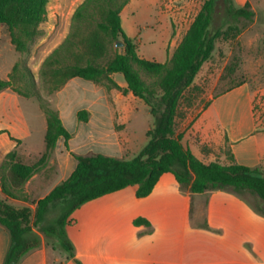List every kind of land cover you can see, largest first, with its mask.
<instances>
[{"label":"crops","instance_id":"1","mask_svg":"<svg viewBox=\"0 0 264 264\" xmlns=\"http://www.w3.org/2000/svg\"><path fill=\"white\" fill-rule=\"evenodd\" d=\"M134 1L130 0L120 15ZM231 2L235 8L252 4L251 0ZM251 46L257 49L261 43L249 42ZM111 77L119 89L107 92L91 81L72 78L57 91L52 107L71 134L67 146L63 138L58 139L53 152L25 183L18 198L3 195L0 170V199L34 211L36 202L74 171L77 161L73 154L125 159L129 149L127 125L144 102L127 91L125 81L118 80L116 74ZM16 96L20 95L11 89L0 91V98ZM254 99L247 81L210 96L179 132L182 144L205 164L227 165L230 153L241 166L261 167L264 131L257 128ZM80 111L88 113L87 121L78 119ZM39 120V143L0 129V167L10 152H15L26 165L39 161L45 152L46 118L42 111ZM19 124L22 133L28 134V120ZM245 194L251 192L216 189L191 193L173 174L163 173L144 198L138 199L135 188L127 187L75 210L65 228L73 247L72 257L63 249L49 246L34 229L40 246L28 252L19 264H264V216ZM9 243V232L0 224V264Z\"/></svg>","mask_w":264,"mask_h":264},{"label":"trees","instance_id":"2","mask_svg":"<svg viewBox=\"0 0 264 264\" xmlns=\"http://www.w3.org/2000/svg\"><path fill=\"white\" fill-rule=\"evenodd\" d=\"M129 1L83 0L74 10L69 33L45 57L38 76L42 88L52 95L72 78L119 89L111 76L121 74L127 91L145 103L154 119L152 128L146 132L147 144L131 159L73 154L77 161L74 171L38 200L34 211L0 199V224L10 235L3 264H19L28 252L40 246V237L34 232L37 227L53 236L72 257L73 247L65 228L75 210L127 187L135 188L138 199L144 198L163 173L173 174L191 193L216 189L248 191L264 203V173L259 168L250 169L235 163L230 153L227 165L205 164L182 144V134L175 128L184 92L212 58L216 44L236 38L240 29L229 24L226 30H212L216 0H205L168 60L164 63L146 60L138 56L135 40L121 27L120 13ZM226 2L228 16L252 18L248 4L235 8L231 0ZM47 3L48 0H0V25L6 27L9 43L17 53H27L40 36L39 26L46 19ZM111 42H120L124 51L102 63ZM5 89L27 99L35 98L46 118L45 152L39 161L26 165L17 159L15 152H10L0 167L3 195L18 198L25 183L53 152L58 139L63 138L67 146L71 134L63 126L58 112L39 93L32 72L22 62H15L7 78L0 79V91ZM87 116L86 111L78 112L80 121H87ZM54 206L62 210L53 224H49L47 212ZM261 214L264 216L263 212Z\"/></svg>","mask_w":264,"mask_h":264},{"label":"rangeland","instance_id":"3","mask_svg":"<svg viewBox=\"0 0 264 264\" xmlns=\"http://www.w3.org/2000/svg\"><path fill=\"white\" fill-rule=\"evenodd\" d=\"M83 0H48L46 19L40 24V36L32 43L27 53H17L9 43L5 26L0 25V79H6L15 62L20 61L30 69L39 93L50 102L57 93L48 95L42 88L38 72L45 57L65 39L70 31L71 18L76 7ZM205 0H135L121 15V27L125 34L135 40L137 54L146 60L164 63L172 55L174 49L186 33L195 15ZM227 0H216L212 30H226L231 24L239 28L241 38L228 41L220 40L212 58L206 62L197 74L192 86L181 99L175 120L176 132L179 133L198 110L207 104L210 96L226 91L235 85L247 81L254 93V110L257 128L264 131V0H251L249 9L253 12L250 20L234 19L226 13ZM234 33V32H233ZM259 41L257 49L249 47V42ZM111 42L107 46L105 63L116 53H123V46ZM258 50V52H256ZM118 80L124 82L121 74ZM113 79V78H112ZM85 81V80H82ZM103 87L107 92L116 88ZM0 98V129L12 132V136L39 143L42 139L39 132V103L35 98L27 99ZM148 107L141 102L127 125L128 151L125 159L135 157L147 144L146 132L152 128L154 119ZM21 117V118H20ZM28 120V134L22 133L19 121ZM118 129V127H117ZM0 143L3 140L0 138ZM124 159V158H123ZM264 173V162L259 167ZM248 192V191H246ZM252 194V195H251ZM245 194V198L259 212H263L264 203L253 193ZM60 206L49 208L47 220L53 224L61 212ZM55 250L62 249L59 242L51 235H46L41 228L35 229ZM36 233V232H35Z\"/></svg>","mask_w":264,"mask_h":264},{"label":"water","instance_id":"4","mask_svg":"<svg viewBox=\"0 0 264 264\" xmlns=\"http://www.w3.org/2000/svg\"><path fill=\"white\" fill-rule=\"evenodd\" d=\"M116 45H117V46H121L122 44H121L120 42H118Z\"/></svg>","mask_w":264,"mask_h":264}]
</instances>
